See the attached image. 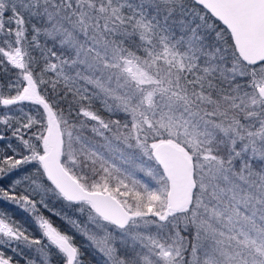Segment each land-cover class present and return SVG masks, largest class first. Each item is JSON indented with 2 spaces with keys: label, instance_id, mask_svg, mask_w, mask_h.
Wrapping results in <instances>:
<instances>
[{
  "label": "snow or ice",
  "instance_id": "6c2138e0",
  "mask_svg": "<svg viewBox=\"0 0 264 264\" xmlns=\"http://www.w3.org/2000/svg\"><path fill=\"white\" fill-rule=\"evenodd\" d=\"M0 264H264V0H0Z\"/></svg>",
  "mask_w": 264,
  "mask_h": 264
},
{
  "label": "trees",
  "instance_id": "16d2710c",
  "mask_svg": "<svg viewBox=\"0 0 264 264\" xmlns=\"http://www.w3.org/2000/svg\"><path fill=\"white\" fill-rule=\"evenodd\" d=\"M13 214L16 215L17 218H20V219H26L25 214L19 212L18 210L14 211ZM54 220H55V223L60 224V221H59V220H56L55 218H54ZM36 234H37V233L33 232V235H36Z\"/></svg>",
  "mask_w": 264,
  "mask_h": 264
}]
</instances>
